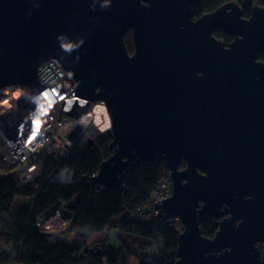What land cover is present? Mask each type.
<instances>
[{"label":"water","instance_id":"1","mask_svg":"<svg viewBox=\"0 0 264 264\" xmlns=\"http://www.w3.org/2000/svg\"><path fill=\"white\" fill-rule=\"evenodd\" d=\"M201 1L0 0V88L39 86L38 68L54 59L85 100L71 117L105 104L114 140L99 185L123 190L135 159L159 155L171 171L172 196L155 208L184 227L176 264H264V8L247 19L229 2L198 17ZM217 28L235 37L228 47ZM206 213L228 216L213 238Z\"/></svg>","mask_w":264,"mask_h":264},{"label":"trees","instance_id":"2","mask_svg":"<svg viewBox=\"0 0 264 264\" xmlns=\"http://www.w3.org/2000/svg\"><path fill=\"white\" fill-rule=\"evenodd\" d=\"M238 3L243 17L249 19L254 6L264 8V0H202L197 16L213 12L229 3ZM213 35L229 44L232 36L217 28ZM264 62V53L258 55ZM93 143L78 140L70 155L58 162L45 160L42 175L30 187H23L6 166H1L0 180V264H129L131 255H139L140 264H176L179 236L183 231L177 218L170 220L136 219L130 214L153 195L164 167L159 155L143 161L135 159L124 171V189L103 186L95 181L101 163L111 156L114 140L111 129L97 131ZM95 134V133H94ZM92 134V135H94ZM186 167L182 160L180 169ZM19 199L30 201L17 213L13 206ZM60 205L71 218L69 231L75 232V244L69 246L57 235L43 234L38 217ZM205 237L213 238L218 231L208 213L200 217ZM120 230L151 241V250L130 251L125 245L96 248L90 245L95 234L108 235Z\"/></svg>","mask_w":264,"mask_h":264},{"label":"built area","instance_id":"3","mask_svg":"<svg viewBox=\"0 0 264 264\" xmlns=\"http://www.w3.org/2000/svg\"><path fill=\"white\" fill-rule=\"evenodd\" d=\"M37 77V87L0 88V103L5 97H9L10 102L8 106H0V162L14 168L13 173L23 187H30L40 179L46 158L58 162L70 155L78 140L85 135L83 133L74 141L70 134L90 111L88 108L78 119L69 115L74 107H85V100L73 94L75 81L54 59L45 61L38 68ZM15 91H20V95L16 96ZM93 105L105 107L102 101L89 102V106ZM90 130L102 131L95 121L85 126L86 132ZM172 190L171 171L165 164L151 198L130 215L159 219L155 204L171 197ZM70 224L71 218L60 205L39 216L37 221L43 234H55Z\"/></svg>","mask_w":264,"mask_h":264},{"label":"rangeland","instance_id":"4","mask_svg":"<svg viewBox=\"0 0 264 264\" xmlns=\"http://www.w3.org/2000/svg\"><path fill=\"white\" fill-rule=\"evenodd\" d=\"M125 39H126V45L128 47V50H129L130 54H132L134 52V49H135L132 32H128V34L126 35ZM88 108L90 109V111H88V113L83 116L85 121L82 118L81 123L86 124V125L90 124V123H92L94 121L96 123H98L99 120L97 121L96 120V116H95V112H96L95 108L96 107L93 105V106H88ZM102 126L107 127L105 125V122H102V124H100L101 128H102ZM85 132H83L85 134L83 137H85L86 140L89 139V138L93 139V138L96 137L95 135L98 134V133H96L94 131H91V130L86 132V133ZM92 134H94V135H92ZM47 159H50V158H46L45 160H47ZM0 165L6 166V165H4L1 162H0ZM6 167H8V166H6ZM8 168L11 170V174L15 175L13 173L15 171L14 168H11V167H8ZM0 169H1V166H0ZM1 171H0V180L3 178V174H2ZM29 203H30V201L27 200V199H19V200H17L15 202L14 206H13V212L14 213L19 212L23 208L27 207ZM136 219H143V218L135 217L134 220H136ZM182 228H184L183 225H182ZM117 233H118V230L113 231L111 236H110V243L115 248H120L122 245H125L126 247H128V249H130V251L135 252L139 248H146V249L151 250L152 247L154 246V244L151 241H149V240L147 241L146 239H143V238H140V237H136V236H133V235H130V234H126V233L121 234V236L118 237ZM54 235H57V237L59 238L60 241L66 243L69 246H73L75 244L74 240H75L76 233L69 231L68 227L65 230H62V231H59V232L55 233ZM96 237L97 236L93 237L90 240L91 243L94 242V240H96ZM139 239H141V240H139ZM96 248H98L100 250L101 248H104V247H101V245H98ZM139 258H140L139 255H137V256L131 255V257L129 259V264H140Z\"/></svg>","mask_w":264,"mask_h":264},{"label":"bare ground","instance_id":"5","mask_svg":"<svg viewBox=\"0 0 264 264\" xmlns=\"http://www.w3.org/2000/svg\"><path fill=\"white\" fill-rule=\"evenodd\" d=\"M14 94L16 96H19L20 95V91H15ZM4 105H7V106L10 105L9 97H5L4 100H1L0 106H4ZM95 109H96V112H95L96 120L100 121V122L98 121V123L100 125L103 122V119L101 117V112H104L107 115V111H106V108L104 106H98ZM83 119H84V117H83ZM84 121H85V119H84Z\"/></svg>","mask_w":264,"mask_h":264},{"label":"crops","instance_id":"6","mask_svg":"<svg viewBox=\"0 0 264 264\" xmlns=\"http://www.w3.org/2000/svg\"><path fill=\"white\" fill-rule=\"evenodd\" d=\"M111 234L112 233H110L109 234V237H108V235H107V238L105 239V243H104V245H102L101 247H106V246H110L111 245V243H110V236H111ZM121 234H124L123 232H121L120 230H118V233H117V236L118 237H120L121 236ZM95 236H97L96 237V240H94V242H92L91 243V241H89V244L90 245H92V244H95V243H97V244H99V245H101L103 242H104V238H105V236L103 235V234H95L93 237H95ZM92 237V238H93ZM91 238V239H92ZM139 240H141V239H139ZM148 241V240H147ZM128 248V247H127ZM141 249H146V248H141ZM130 250V249H129Z\"/></svg>","mask_w":264,"mask_h":264},{"label":"flooded vegetation","instance_id":"7","mask_svg":"<svg viewBox=\"0 0 264 264\" xmlns=\"http://www.w3.org/2000/svg\"><path fill=\"white\" fill-rule=\"evenodd\" d=\"M252 14V13H251ZM251 17V16H250ZM229 34V33H228ZM230 35V34H229ZM232 36V41L229 43V44H226L225 42H223V41H221V42H223L227 47L234 41V39H235V37L233 36V35H231ZM261 53H264V51L263 52H261ZM261 53H259V54H261ZM258 54V55H259ZM259 60V59H258ZM260 61V60H259ZM262 62V61H261ZM264 63V62H263ZM207 214V213H206ZM209 214V213H208ZM210 215V214H209ZM211 216V215H210ZM212 218H214V220H215V224L217 225V227H218V230H219V223L222 221V220H224L226 217H228L227 215L226 216H221L220 218H216V217H213V216H211ZM217 233V232H216ZM216 235V234H215ZM256 247L259 249V251H260V253L262 254V256L264 255V242H258V243H256Z\"/></svg>","mask_w":264,"mask_h":264},{"label":"clouds","instance_id":"8","mask_svg":"<svg viewBox=\"0 0 264 264\" xmlns=\"http://www.w3.org/2000/svg\"><path fill=\"white\" fill-rule=\"evenodd\" d=\"M102 127H103V126H102ZM106 128H107V129H109V127H106ZM101 129H102V131H105V130H107V129H105V130H104L103 128H101Z\"/></svg>","mask_w":264,"mask_h":264}]
</instances>
